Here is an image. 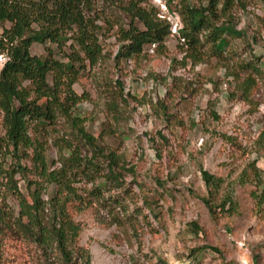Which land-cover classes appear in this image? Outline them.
Listing matches in <instances>:
<instances>
[{
	"label": "trees",
	"instance_id": "trees-1",
	"mask_svg": "<svg viewBox=\"0 0 264 264\" xmlns=\"http://www.w3.org/2000/svg\"><path fill=\"white\" fill-rule=\"evenodd\" d=\"M103 2L120 9L127 19L125 24L115 23L119 42L116 60L141 56L151 44H155L156 53L164 50L170 25L157 17V9L148 0ZM96 3L97 0H0V24H8L0 33V54L4 56L0 68V150L10 152L17 166L15 171L5 173L7 196L0 201V247H26L32 264H92L90 250L80 242L82 224L75 217L88 208L103 211L109 223L119 229L125 225L133 228L135 224L124 196L126 178H135L136 166L116 149L99 143L98 137L86 128L87 118L77 112L83 96L74 85L82 70L96 65L103 56L100 36L104 26L99 23ZM238 3L166 0L169 12L180 22L179 36L184 39L179 43L183 45L182 65L196 66L215 58L228 67L232 59L230 40L244 34L233 15ZM112 15L111 12L109 18ZM67 42L69 51L64 58H55V51ZM34 43H49L52 47L47 48L45 56H36L31 53ZM259 73L252 63L228 71L238 98L251 101ZM115 84L113 97L121 99L123 83L116 80ZM107 106L113 109L114 104ZM48 131L54 132L51 142L57 152L55 160H48L45 154ZM261 138L264 142V136ZM22 160H29L30 167ZM1 168L2 165L0 173ZM19 172L34 176L25 178V192L14 178ZM199 172L206 189L201 200L209 218L223 221L226 233H232V217L242 213L239 201L228 194L223 177L202 166ZM154 182L162 192L167 191L165 182ZM235 183L253 187L249 191L251 209L263 213L264 172L254 161L244 165ZM152 202L155 201L143 198L145 208L157 218ZM138 213L147 218L143 211ZM186 230L193 235L202 231L197 222L189 223ZM249 248L251 264H258L260 251ZM206 249L218 251L210 245L195 246L174 257L177 264H200ZM158 256V263L169 264Z\"/></svg>",
	"mask_w": 264,
	"mask_h": 264
},
{
	"label": "rangeland",
	"instance_id": "rangeland-1",
	"mask_svg": "<svg viewBox=\"0 0 264 264\" xmlns=\"http://www.w3.org/2000/svg\"><path fill=\"white\" fill-rule=\"evenodd\" d=\"M238 1L233 15L244 34L230 40L232 59L226 67L215 58L196 66L182 65L183 45L169 36L160 53L150 52L148 47L141 56L116 60L115 23L125 24L127 19L120 9L97 0L99 23L104 26L100 36L103 56L96 65L82 70L74 85L83 96L77 112L87 118L86 128L99 143L121 153L136 166L137 174L127 176L124 196L127 212L134 215L133 228L125 225L119 229L103 211L92 208L75 216L82 224L80 242L90 250L92 264H161L157 255L166 263L177 264L175 255L204 245L218 251L204 250L200 264H251L249 246L260 251L258 264H264V212L251 209L249 191L253 187L235 183L247 162L254 161L264 172V0ZM111 12L113 18H109ZM107 19L110 24L103 23ZM111 24L113 28H109ZM7 25L0 24V33ZM68 45L56 50L55 58L63 59ZM48 47L52 45L34 43L31 53L45 56ZM248 63L260 72L250 102L235 95L231 77H227L229 70ZM116 80L124 86L123 96L117 100L113 97ZM109 103L114 104L113 109ZM53 136L49 132L44 140L48 160L57 158ZM4 152L0 150V201L7 196L6 171L17 169L16 159ZM22 164L30 167L29 160ZM200 166L223 177L228 194L240 203L242 213L232 217L230 234L222 227L223 221H211L201 200L206 189ZM33 177L31 173L14 175L23 192L25 178ZM155 179L165 182L166 192ZM144 197L155 201L157 218L145 208ZM191 222L201 227L197 235L186 230ZM26 252V247L1 246L0 264H32Z\"/></svg>",
	"mask_w": 264,
	"mask_h": 264
},
{
	"label": "built area",
	"instance_id": "built-area-1",
	"mask_svg": "<svg viewBox=\"0 0 264 264\" xmlns=\"http://www.w3.org/2000/svg\"><path fill=\"white\" fill-rule=\"evenodd\" d=\"M157 9V17L166 20L170 25L169 37H175L180 43L184 42L179 36L180 22L178 17L170 13L166 4V0H148ZM155 49V44L149 47L150 52ZM4 60V56L0 54V61Z\"/></svg>",
	"mask_w": 264,
	"mask_h": 264
}]
</instances>
